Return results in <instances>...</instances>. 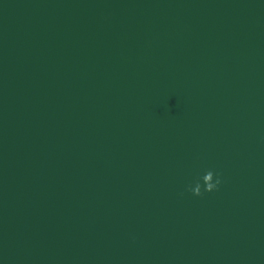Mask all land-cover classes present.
Returning a JSON list of instances; mask_svg holds the SVG:
<instances>
[{"label":"water","instance_id":"95a60500","mask_svg":"<svg viewBox=\"0 0 264 264\" xmlns=\"http://www.w3.org/2000/svg\"><path fill=\"white\" fill-rule=\"evenodd\" d=\"M0 264H264V0H0Z\"/></svg>","mask_w":264,"mask_h":264},{"label":"clouds","instance_id":"9594fccd","mask_svg":"<svg viewBox=\"0 0 264 264\" xmlns=\"http://www.w3.org/2000/svg\"><path fill=\"white\" fill-rule=\"evenodd\" d=\"M214 173L212 170H208L204 173L199 180H197L194 186H189L186 190L191 191L193 195L200 196L203 193L201 192V180L203 182V190L205 192H211L217 189L218 185L221 183L219 174H216V178L214 179Z\"/></svg>","mask_w":264,"mask_h":264}]
</instances>
